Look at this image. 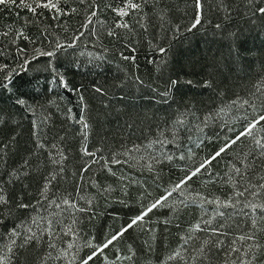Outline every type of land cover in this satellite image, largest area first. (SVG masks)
<instances>
[{
	"label": "trees",
	"instance_id": "16d2710c",
	"mask_svg": "<svg viewBox=\"0 0 264 264\" xmlns=\"http://www.w3.org/2000/svg\"><path fill=\"white\" fill-rule=\"evenodd\" d=\"M133 2L139 10L124 17L127 0H62L63 13L39 15L19 0L0 5L8 264H80L264 114V0H200L191 31L194 0ZM255 139L264 142V122L89 264H246L251 255L264 264L253 247L264 244V214L252 207L264 205ZM25 161L27 174L9 175ZM29 229L37 239L25 243Z\"/></svg>",
	"mask_w": 264,
	"mask_h": 264
},
{
	"label": "snow or ice",
	"instance_id": "6c2138e0",
	"mask_svg": "<svg viewBox=\"0 0 264 264\" xmlns=\"http://www.w3.org/2000/svg\"><path fill=\"white\" fill-rule=\"evenodd\" d=\"M62 0H33V3H28L27 0H19V5L21 7L27 8L28 10H30L31 12H33L36 15H39V13H37V9H47L51 12L57 13V14H61L64 12V9H62L60 7ZM249 2H252V0H249ZM195 6L197 8V15L194 18V22L191 24L189 31H191L192 29H195L197 27V25L201 24V19H200V10L202 8L201 2L200 0H194ZM16 5L17 4V0H0V5L7 7L8 5ZM140 8V5L133 2V0H127L126 3V7L120 8L117 10V13L119 16L124 17L129 15V11H138ZM261 15H264V7H258L256 9ZM73 11H75V9H73ZM95 12H92L91 15L95 16ZM89 23H91V19H89ZM119 27H123V28H129V25L127 23H121L120 25H118ZM217 28L220 27V25H216ZM20 35L22 36L23 33H20ZM109 35H114V33L110 32ZM69 47H71L72 45H68ZM57 47H64V45H57ZM162 54L165 52V49L161 48L159 50ZM39 55L41 56H54L55 52H39ZM125 60H134V57H130V56H124L123 57ZM10 79V78H9ZM60 83L67 88L68 84L67 82L63 79V77H60ZM167 83H169L172 86H175L179 83V81L177 79H170ZM190 83V82H189ZM96 92L99 93H103V89L97 87L95 89ZM18 103L20 104H24L25 101L21 100L18 98L17 100ZM82 124V128L85 130V134H86V130L89 129L90 125L85 122L83 119H81L79 121ZM260 122H264V114L260 115L258 117V119H256L254 122L250 123L248 125L247 128V132H242L240 135H238L234 140H231L229 143H226L224 146H221L219 148L218 151H216L210 158L206 159L205 161H203L197 168H195L190 175H187L183 180L179 181L175 187L172 189V191H170L168 193V196H171L173 192H177L178 190L182 189V186L184 184L187 183V181L192 180L193 177L197 176L198 174H200L202 172V170H206L207 167L209 165H211L212 161L216 160L217 157H220L222 153H224L228 147H230L231 144H235L237 142V140L240 139L241 136L243 135H251L253 130L256 128V125ZM182 123V121H181ZM255 146L260 149V153L259 155L261 157H264V142H262L261 139H255L254 140ZM83 153L86 156H94L95 153L90 152L86 146L83 147ZM54 163H57V161H53ZM264 162V161H262ZM27 164L28 162L25 161L24 165L22 166V170L21 171H17L14 173H10L9 175L14 176L16 179H19L21 177V175H25L27 174L26 172V168H27ZM83 171H87V169H83ZM237 172L240 171V169H236ZM264 179V178H262ZM14 182V181H12ZM261 188H264V184L260 185ZM168 196L162 197L161 199H157L156 201H154L146 210H144L141 214L137 215L135 218H133L130 223H128L126 226L122 227L119 232L112 234L110 237H108L103 244L98 245L96 247L93 248V251L87 255L86 258H83L80 262V264H89L90 261H92L94 259V257H96L98 254H102L104 252V250L106 248H108L110 245L113 244L114 241L118 240L119 237L123 236V234L125 232H127L129 229L133 228L134 226H137L138 224L142 223L144 221L145 216L148 215V213L152 212L154 209L158 208V207H164L165 205V201H167ZM9 203V200L6 198V196L4 195V189L2 187H0V205H7ZM65 203H67V201H65ZM19 207H23V208H27L30 207V205H26V204H19ZM220 206L223 207H227L228 205L226 204H221ZM253 209L255 210L257 207H259V210L262 214H264V205H252ZM35 222V221H34ZM255 223L253 225V227H255ZM262 231H264V229H261ZM29 233H31V229L28 230ZM13 237H15L16 235H18L17 232L13 231V233L11 234ZM37 237L34 233H31L27 236H25L23 238L25 243L31 242L33 240H36ZM241 239H247V240H253L254 237L249 235L246 237H241ZM207 243V242H206ZM12 244H15V240L12 241ZM69 247H72L71 245H69ZM253 247L255 248H259V249H264V244H255L253 245ZM12 251V246L10 245L8 248V252L10 253ZM203 251V249L201 250ZM233 251H236V249H233ZM249 252H252V248L250 247ZM128 259H131V257H127ZM9 261V257L7 254H5L4 256H0V264H8ZM246 264H256V257L255 255H251L249 260L246 262Z\"/></svg>",
	"mask_w": 264,
	"mask_h": 264
}]
</instances>
